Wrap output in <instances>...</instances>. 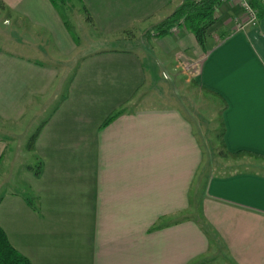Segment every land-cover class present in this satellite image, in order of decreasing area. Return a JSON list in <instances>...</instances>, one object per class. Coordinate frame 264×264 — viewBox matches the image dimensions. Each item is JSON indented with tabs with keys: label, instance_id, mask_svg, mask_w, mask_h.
<instances>
[{
	"label": "crops",
	"instance_id": "1",
	"mask_svg": "<svg viewBox=\"0 0 264 264\" xmlns=\"http://www.w3.org/2000/svg\"><path fill=\"white\" fill-rule=\"evenodd\" d=\"M1 1L2 25L8 28L1 37L20 50L0 49V122H4L0 171L9 168L1 166L8 140L17 136V123L31 116L40 124L45 122L32 152L51 147L57 171L64 170L62 147L87 146V154L83 151L87 159L89 155L93 159L100 156V152L108 154V147H118L123 162L128 163L122 175L126 179L131 180V173H135L136 147H146L147 161L157 163H149L147 172L153 167L159 173L175 172L170 186L162 183L154 191L159 196L150 195L145 201L150 210L157 211L149 221H45L33 203L30 207L27 199L6 194L0 199V227L13 247L31 264H200L209 256V247L198 226L184 220L159 221L169 214L158 213L171 210L179 215L186 210L193 175L202 163L199 125L184 100L185 94L197 104L203 95L220 102L216 113L223 132L222 150L264 156V18L258 20L255 29L237 32L235 21L241 20L243 13L234 2L223 3L201 46L183 27L163 37H157L153 29L184 0H71L70 15H81L85 36L88 26H92L97 40H104L106 33H125L124 44L134 42L136 33L140 35L129 49L100 48L86 54L72 74L64 67L81 39L67 29L65 18L51 2ZM22 45L36 53L24 56ZM35 54H45L43 62L32 59ZM151 58L161 69L157 77L162 75L170 83L180 105L158 103L160 96L169 93L164 91L168 87L155 85ZM183 65H189L188 69ZM118 110L123 114L101 128L103 121ZM67 153L73 160L72 151ZM220 156L230 160L221 168L232 169L241 163L246 167L211 174L205 195L235 211L240 218L233 221H245L240 235L224 238L230 242L227 249L231 259L238 264H250L255 258L259 262L258 250L253 251L260 232L254 233V226L246 221H256L264 240V161ZM249 165L258 167V172ZM43 172L41 163V174L33 178H43ZM125 193L128 196L115 201L135 204L136 187ZM233 245L245 251L232 252ZM215 258L206 264H220Z\"/></svg>",
	"mask_w": 264,
	"mask_h": 264
},
{
	"label": "rangeland",
	"instance_id": "2",
	"mask_svg": "<svg viewBox=\"0 0 264 264\" xmlns=\"http://www.w3.org/2000/svg\"><path fill=\"white\" fill-rule=\"evenodd\" d=\"M2 10V9H1ZM0 10V49L7 48L19 52L20 48L16 45H12L10 42L4 41L1 35L4 30L8 28L2 25V11ZM83 10V9H82ZM57 11L68 20L75 30V36L81 39L79 48L72 54L71 60L68 65L65 66L67 71L72 74L75 73L80 59L86 54H90L94 51H98L100 48L105 49L109 47L114 48H131L136 42L140 40V35L135 34L134 42H127L123 44L121 40L126 39L127 35L121 33H106L103 39H94V32L91 27L88 26L86 36L83 32L85 27L80 21L81 15H70V8H58ZM164 21V20H163ZM177 28V27H174ZM178 29V28H177ZM77 34V35H76ZM170 34L171 31H170ZM100 38V37H99ZM139 38V40L137 39ZM23 47V45H22ZM19 48V50L17 49ZM9 49V50H10ZM28 53H36L29 46L23 47V55L29 56ZM58 51H54V55H58ZM39 55V54H38ZM42 56L35 54L32 59L41 60ZM150 62L153 65V73L156 79L155 85L162 84L166 88L164 91H168L169 94L160 96L158 98L159 104L180 105V100L176 94L171 92L172 88L167 80L157 77L158 73H161V69L154 58H151ZM56 67V66H55ZM187 70L189 65H183ZM59 70V68L57 67ZM63 69V67H62ZM153 92H157L153 90ZM155 95V94H154ZM204 99H200L199 104L192 102L191 99L185 94V102L187 106L193 111L195 120L198 122L200 130V143L202 150V163L195 175H193L191 181L190 194L186 196V210L183 213L176 215L171 210H159L158 213L169 214L168 218H162L159 221H182L192 222L198 226L201 233L208 240V255L198 262L200 264H206L210 261L214 255H216L215 261L220 264L231 263V252L227 249L230 246V242H225V237L236 238L240 235V226L245 221H233V219L239 220L240 217L236 216L235 211L231 210L224 204L216 203L208 199L205 195L206 182L211 174H228L234 171L242 170L245 164H237V166L231 167L232 169L221 168V164L229 163L230 160L224 161L221 158V152H224L221 147L218 134L220 133L219 117L216 110L219 109L220 102L214 98L208 96H202ZM163 101H161L162 99ZM195 101V100H194ZM38 117V115H35ZM38 118L26 116L24 119L17 123V129L15 133L17 136L15 139L8 140V151L6 160L2 163L1 167H9L7 170L0 171V199L6 194H15L21 196L27 200H30L34 206L38 207L41 218L45 221H149L154 217L157 211L150 210L145 201L149 200V196L153 195V198L159 196L154 191L159 188L162 183L164 185L168 183L170 186L174 171H163L159 173L156 169L150 168L151 172H147L146 166L152 161H147L148 156L144 149L146 147H136L137 152L134 155L137 160L135 161V173L132 174V178L126 179L122 175L124 170H127L128 163L123 162V153L118 147H108V154L103 152L100 156L89 155L88 159L83 151L86 152L87 146H73L62 147V153L65 159L62 161L64 170L57 171L58 168L53 165L54 160L52 156V148L48 146H42L41 152H31L25 149L29 136L34 132L36 127L40 124L36 122ZM4 122H0V136ZM197 133V130H195ZM64 150V151H63ZM68 150L73 153V160H70ZM48 152V153H47ZM48 154V155H47ZM87 154V152H86ZM44 156V157H43ZM92 158V159H90ZM43 165V178L34 179L36 170L39 167L38 164ZM157 163H154L156 165ZM169 166L174 165L172 162H168ZM53 165V167H52ZM258 165V163H255ZM88 166V168H86ZM252 166V165H251ZM249 167L252 171L258 172V167ZM217 169L215 170V168ZM29 168V169H28ZM87 171V172H85ZM99 171V174H97ZM128 172V171H127ZM136 187L137 193L135 194V204H123L117 203L115 200L128 196L125 191L129 188ZM41 192V199L38 198L37 192ZM120 195V196H119ZM154 200V199H153ZM40 205L42 208L40 209ZM233 218V219H232ZM252 228L253 232L258 233L259 241L254 246L253 254L256 253V249L259 252V262L255 259H250V264H263L264 263V240H261L263 235L259 226L257 228L256 221H246ZM264 229V227H262ZM252 233V231H250ZM264 232V231H263ZM227 235V236H226ZM226 241H229L226 238ZM257 247V248H256ZM232 248V247H231ZM239 245L234 246L231 249L232 252L245 251ZM226 256V258H225ZM237 262V261H236ZM232 260V263H236ZM231 263V264H232Z\"/></svg>",
	"mask_w": 264,
	"mask_h": 264
},
{
	"label": "trees",
	"instance_id": "3",
	"mask_svg": "<svg viewBox=\"0 0 264 264\" xmlns=\"http://www.w3.org/2000/svg\"><path fill=\"white\" fill-rule=\"evenodd\" d=\"M51 4L56 8H70L71 0H49ZM252 7L257 11L258 20L264 18V3L253 0L251 3ZM221 0H184L181 6H179L173 14H171L164 21L156 25L153 29L156 32L157 37H163L170 34V30L174 27H183L189 31L196 39V41L204 46L205 40L207 38L208 30L215 24V12L220 7ZM3 9V3L0 0V10ZM67 29L75 36L74 29L67 19H64ZM222 111H219V116H221ZM123 114V110H118L112 112L102 123L101 128H106L110 123H112L116 118ZM45 122L41 123L33 134L29 137L27 145L25 147L28 151L35 150L36 141L43 129ZM218 139L221 145H223V132L218 134ZM225 156L237 159L244 156L253 157L255 159H260L264 161V156L253 154L249 152H238L230 154L227 151L221 152ZM36 170L35 176L41 174V166ZM28 205L31 207L32 203L28 200ZM0 264H31L30 261L18 252L8 239L5 231L0 227Z\"/></svg>",
	"mask_w": 264,
	"mask_h": 264
},
{
	"label": "built area",
	"instance_id": "4",
	"mask_svg": "<svg viewBox=\"0 0 264 264\" xmlns=\"http://www.w3.org/2000/svg\"><path fill=\"white\" fill-rule=\"evenodd\" d=\"M232 1L237 5L242 13L243 18L235 21V30L237 32H245L248 29H255L258 25L257 11L252 7L253 0H221V4ZM264 3V0H258ZM178 29L172 28L171 33H175Z\"/></svg>",
	"mask_w": 264,
	"mask_h": 264
}]
</instances>
